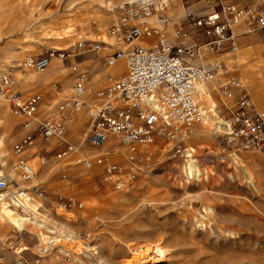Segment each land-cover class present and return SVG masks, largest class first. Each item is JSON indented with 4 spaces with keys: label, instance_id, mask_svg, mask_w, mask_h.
I'll return each mask as SVG.
<instances>
[{
    "label": "rangeland",
    "instance_id": "obj_1",
    "mask_svg": "<svg viewBox=\"0 0 264 264\" xmlns=\"http://www.w3.org/2000/svg\"><path fill=\"white\" fill-rule=\"evenodd\" d=\"M126 1L0 0V71L49 47L70 49L80 38L109 39L111 14ZM181 22L197 42L207 40L208 35L188 16ZM240 42L236 54L225 55L226 62L248 81L253 99L264 108V38L244 37ZM89 56L103 58L100 70L92 75L97 84L108 73L105 58L103 53H86L77 60ZM46 73L13 68L24 91ZM209 98L208 105L221 103L215 94ZM8 109L0 99V126L9 125L0 137L10 141L0 151V174L13 173L11 150L21 130L20 119ZM85 120L83 113L77 117L69 140L79 142ZM188 142L195 147L192 160L171 158L166 148L153 146L152 158L137 178L115 190L102 181L100 167L88 170L78 162L82 151L72 159L58 160L55 154L62 141H35L40 150L28 161L37 172L35 181L53 200L21 193L20 206L9 193L0 201V215L6 216L3 204L14 211H9L10 218L0 216V239L24 249L30 257L40 254L41 264H264V157L252 150L221 152L210 126L202 123L194 126ZM116 148L114 156L124 160V147ZM42 157L48 159L46 164ZM15 173L18 185L11 187L26 189L29 183ZM69 198L77 203L68 206ZM20 215L29 218L22 228L10 221ZM141 244L160 245L166 254L138 262L133 251ZM4 255L7 261L13 258L11 252Z\"/></svg>",
    "mask_w": 264,
    "mask_h": 264
},
{
    "label": "built area",
    "instance_id": "obj_2",
    "mask_svg": "<svg viewBox=\"0 0 264 264\" xmlns=\"http://www.w3.org/2000/svg\"><path fill=\"white\" fill-rule=\"evenodd\" d=\"M209 1L213 11L188 15L210 37L204 44L169 41V18L162 12L167 3L129 0L112 12L107 25L109 39L80 38L73 48L49 47L41 55H27L17 66H5L0 71V99L24 119L25 129L37 123L35 132H28L14 145V152L21 153L38 136L56 138L63 142L55 154L58 160L72 159L82 151L78 162L88 170L100 167L102 181L115 190L124 189L137 178L142 166L152 158L153 146L157 150L166 148L171 158L192 160L195 147L188 140L194 126L201 123L210 126L214 144L221 152L252 150L264 157V108L253 99L248 81L222 57L236 54L244 37L264 38V0ZM92 23L97 24V20ZM173 34L177 38L190 37L184 27ZM87 52L103 53L108 69L104 84L92 87L88 71L76 69L68 95L54 112L40 119L42 95L22 92L13 68L44 73L56 56L66 59ZM209 53L213 54L210 60L194 62ZM120 63L119 70H111ZM52 87L58 90L59 84L52 83ZM213 94L219 97L220 104H206L205 96ZM81 113L86 126L76 143L68 136ZM91 146L102 150L93 153ZM117 146L124 147V160L114 156ZM41 162L46 164L48 159L42 157ZM12 170L29 186L15 190L9 177L1 173L0 198L10 193L20 206L21 193L53 200L35 181L37 172L27 159L19 158ZM69 200L68 206L77 203ZM56 203L68 207L63 202ZM5 251L13 254L11 261H7ZM41 263L40 254L30 257L24 249L0 239V264Z\"/></svg>",
    "mask_w": 264,
    "mask_h": 264
},
{
    "label": "crops",
    "instance_id": "obj_3",
    "mask_svg": "<svg viewBox=\"0 0 264 264\" xmlns=\"http://www.w3.org/2000/svg\"><path fill=\"white\" fill-rule=\"evenodd\" d=\"M159 2H164L167 3L166 9H164L162 12L164 15H166L169 18V23H168V29H169V41L174 43V44H187V45H193V44H204L210 40V37L207 36V40L199 43L197 42L192 35L190 34L189 38H177L174 36V31L179 29L180 27H184V23L181 22L182 18L185 16H188L190 13H194L196 16L198 15H205L213 11L214 7L211 5L209 0H159ZM174 4V6L171 5ZM159 9V8H158ZM161 12L156 13L158 16L160 15ZM156 18V17H155ZM157 22V21H154ZM61 38H63L61 36ZM55 48H59L56 47ZM87 53H95V52H87ZM86 54V53H82ZM208 56H211L210 58L213 57V54L209 53L207 54ZM90 58H84L82 60H77V57H69L66 59L60 58V57H54L52 58L49 67L45 72L46 75L43 77L39 78L37 83L32 84L28 83V86L26 87V91H23L26 95H33V94H41L43 97V100L40 104V112L39 116L40 119L45 118L46 116L50 115L52 112H54L60 103L61 99L65 96L68 95L70 86L72 85L74 81V77L76 75V69L79 70H85L88 71L90 75V81L92 83V87H98L102 84H104L105 76L103 81L98 82L97 84L93 81L92 75L96 72L99 71L101 68V62L103 58L101 59V56H89ZM225 58V55L222 56ZM105 58V57H104ZM208 59L206 57H203L201 59H196L194 62H202V61H207ZM119 64L115 67H112L111 70L117 69ZM14 75V74H13ZM15 77V76H14ZM16 78V77H15ZM58 83L59 84V89L55 90L52 87V83ZM17 85L20 87V83L17 80ZM207 96V95H206ZM209 99V100H208ZM259 99V97H258ZM7 105H8V111L11 112L14 116H16L18 119H20V127L21 130L19 131L18 135L16 136L13 145H12V155L15 157V161L11 164V169L12 166L16 163V161L19 158H24L29 161L35 159V152L36 149H39L36 144H32L26 149H24L21 153L16 154L14 152V145L18 143L28 132H35L37 123L35 122L34 125L32 126L31 129H25L23 127V122L24 119L13 113L12 109L10 108L9 103L4 100ZM206 101L211 103V100L209 96L206 97ZM262 106H264V103H261ZM43 106H48L47 108L44 109ZM5 110V109H4ZM3 110V112H5ZM9 130V125L8 126H0V134H3L5 131ZM37 140H41V137H37ZM10 145L9 140H5L4 135L0 137V151L3 152L4 149L7 147L6 145ZM40 150V149H39ZM39 152V151H38ZM7 171V176L11 180L13 185H18V181L16 177L14 176L15 171ZM4 207H8V205L2 206V210H4Z\"/></svg>",
    "mask_w": 264,
    "mask_h": 264
},
{
    "label": "bare ground",
    "instance_id": "obj_4",
    "mask_svg": "<svg viewBox=\"0 0 264 264\" xmlns=\"http://www.w3.org/2000/svg\"><path fill=\"white\" fill-rule=\"evenodd\" d=\"M85 19V18H84ZM118 64H116L115 66H117ZM113 66V67H115ZM206 98V97H205ZM124 153V151H123ZM7 195H4L3 197H6ZM3 197L0 198V201L3 200ZM7 205V204H6ZM5 208V207H4ZM9 211H14L13 209H11L10 207H6L5 211L6 212V216L7 217H12V213ZM3 214V213H2ZM1 214V215H2ZM0 215V216H1ZM5 216V217H6ZM4 216H1V219L5 218ZM29 220L28 217L24 216V215H20V219H12L10 221H12V223L19 228L23 227V224L25 221ZM13 225V226H14ZM134 252V256H135V260L138 262H142L144 260L148 261L149 259L154 258L155 254L157 256V254L159 255H164L166 254V251L164 248H162L160 245L157 244H141L139 246H137V249ZM164 257V256H163Z\"/></svg>",
    "mask_w": 264,
    "mask_h": 264
}]
</instances>
